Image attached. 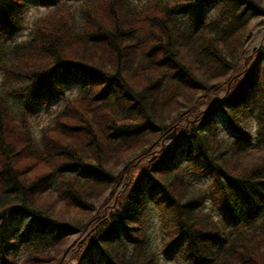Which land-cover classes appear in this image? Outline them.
Returning a JSON list of instances; mask_svg holds the SVG:
<instances>
[{"label": "trees", "instance_id": "obj_1", "mask_svg": "<svg viewBox=\"0 0 264 264\" xmlns=\"http://www.w3.org/2000/svg\"><path fill=\"white\" fill-rule=\"evenodd\" d=\"M27 2L0 0V255L26 247L19 264H59L73 233L101 220L87 215L103 191L119 194L116 168L147 157L116 212L89 236V254L101 251L107 264H159L142 225L152 195L202 264H264V40L243 59L264 0H83L79 15L64 0H47L59 6L35 19L30 38L10 42L5 34L20 29ZM68 72L81 92L37 140L17 123L9 98L45 101ZM220 89L226 94L214 100ZM220 109L230 140L217 129ZM187 114L196 119L183 138L154 154ZM177 145L205 163L217 197L231 205L244 192L253 200L248 225L229 231L203 209L207 190L175 161Z\"/></svg>", "mask_w": 264, "mask_h": 264}, {"label": "rangeland", "instance_id": "obj_2", "mask_svg": "<svg viewBox=\"0 0 264 264\" xmlns=\"http://www.w3.org/2000/svg\"><path fill=\"white\" fill-rule=\"evenodd\" d=\"M66 2H70L72 4V12L76 14H81V7L83 0H64ZM135 4L143 5L147 3V0H134ZM28 6L25 9L24 19L21 24L19 30L15 32H10L5 34V37L8 38V41H12L13 43L21 42L22 40L28 39L31 37L34 21L38 17H41L52 7L57 6L54 3H47V0H28ZM211 7V6H210ZM61 9V8H60ZM217 9L212 8L208 10L210 14L216 13ZM264 24L263 20H257L254 23L253 29L251 31V35L255 28L258 25ZM250 40V39H249ZM247 41V43L249 42ZM245 45L244 56L245 63H247L250 58L253 56V51L248 52ZM3 71L0 69V83L2 82ZM59 89L56 91L49 90L48 96L45 101H41V98H38L35 102L31 101L28 96H18L13 94L10 97V102L12 103L14 112H16L17 123H19L22 127H27L31 133L40 140L42 137L43 129L48 125H52L54 123V117L57 115L58 111L62 110L64 105L66 104L68 98L76 97L78 93L81 92V83L78 80L74 79L73 73L68 72L66 75H63L58 82ZM42 90V89H40ZM44 89V91H46ZM225 89H220L216 93L213 94V99L217 100L221 98L226 92ZM42 92V91H41ZM61 93V94H60ZM207 104L201 105V110L206 107ZM210 106V105H209ZM207 105V107H209ZM206 107V109H207ZM61 112V111H60ZM217 129L220 135L231 139V127L228 124V116L226 117L225 112L220 109L217 112ZM188 116L185 119L178 120L174 124V127L171 126L167 130L163 136L160 137V140L156 144V147L152 152L154 154L162 156V152L166 150V147L169 146L172 140L173 143L178 142L182 139L184 131L186 127L190 126L195 121V116L191 114H187ZM252 130L256 129V125L253 126L251 124ZM174 135V136H173ZM177 135V136H176ZM176 139H172L175 138ZM254 144L255 140L252 141ZM162 144V151L159 152L158 145ZM167 145V146H166ZM174 156L177 160L176 162H180L183 169H185L186 173L190 175L192 179L196 182L202 184L207 190L205 204L203 209L210 214L212 213L215 219L220 223V225L226 228L229 231H236L238 229H242L244 226L248 225L252 220L248 218L249 208L251 206V198L247 196L244 192H239V195L235 197V201L232 204H228L226 199H224L223 195L216 196L214 193V189H212L213 180L211 179L208 168L205 163L197 161L196 159L187 156L186 150L177 145L174 151ZM148 159H151L148 158ZM154 159V158H152ZM148 160L147 157L144 159V162L134 163L129 167H125V165L118 166L116 168V172L122 173V182L126 185L130 186L134 185L135 179L139 177L143 172L142 168L145 167ZM125 180V181H124ZM122 184L119 187V191L123 188ZM214 184V183H213ZM129 188V187H128ZM128 188L125 190L127 191ZM119 193V192H118ZM113 195L110 193V188L103 191V198L100 199L97 203H99L98 209L93 211V215H87L92 218L94 216L101 215H111L115 213L118 206L120 204L118 198L113 199ZM114 200V201H113ZM146 209L144 211V216L142 219L143 228L146 231L147 235V246L151 247L155 251V255L157 256V261L159 264H202L199 262L193 255L187 253L184 249L182 242L179 241V236L176 234L175 230H173L172 225L170 223V210L167 208L164 202H159L156 198L154 199L152 195L147 196L146 200ZM230 203V202H229ZM85 214L79 217V225H82L84 222L88 220V218H84ZM98 219V218H96ZM102 225V224H101ZM100 225V226H101ZM92 234L87 231L83 233L76 232L73 233L71 238H69V243H67L66 251L60 253V258L62 256V261L59 264H78V258L84 257V264H107L108 259L105 258L103 253L99 250H95L92 254H89V244L91 243V238L89 236ZM120 239H122L125 244L132 245L131 238L128 236V233L122 231L120 233ZM91 240V241H90ZM26 247L20 248V251L16 254H11L9 257H2L0 255V264H19V261L25 256ZM24 255V256H23ZM59 254L54 255L57 257ZM5 259V260H4ZM54 264V263H53Z\"/></svg>", "mask_w": 264, "mask_h": 264}, {"label": "bare ground", "instance_id": "obj_3", "mask_svg": "<svg viewBox=\"0 0 264 264\" xmlns=\"http://www.w3.org/2000/svg\"><path fill=\"white\" fill-rule=\"evenodd\" d=\"M264 34V24L262 25H258L257 28L254 29L253 34L249 40V42L247 43V51L251 52L255 49V47L258 46V44L261 42L262 40V36Z\"/></svg>", "mask_w": 264, "mask_h": 264}, {"label": "water", "instance_id": "obj_4", "mask_svg": "<svg viewBox=\"0 0 264 264\" xmlns=\"http://www.w3.org/2000/svg\"><path fill=\"white\" fill-rule=\"evenodd\" d=\"M262 37L264 38V34H263ZM263 38H262V40H263ZM261 42H262V41H261ZM260 44H261V43H260ZM260 44H258V46H259ZM258 46L255 47L254 51H256V50L258 49ZM173 136H174V135H173ZM103 217H104V218H102L97 224H94V226H92L91 230H90L88 233H91L92 231H94V229H95L98 225L102 224V222H103L104 219H105V216H103Z\"/></svg>", "mask_w": 264, "mask_h": 264}]
</instances>
